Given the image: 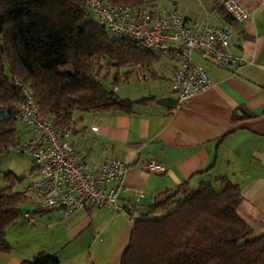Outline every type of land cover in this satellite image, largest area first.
Segmentation results:
<instances>
[{
  "label": "crops",
  "instance_id": "obj_1",
  "mask_svg": "<svg viewBox=\"0 0 264 264\" xmlns=\"http://www.w3.org/2000/svg\"><path fill=\"white\" fill-rule=\"evenodd\" d=\"M167 1L189 21L198 22L201 7L206 14L215 12L209 22L230 27V51L242 57V64L217 66L208 55L193 52L192 59L206 70L210 87L165 108L154 100L171 96L170 80L178 62L172 53L157 55L158 60L146 70L131 67L146 87L122 94L114 89L122 99L153 100L136 104L130 112L74 111L69 140L87 169H95L106 158L132 165L118 192V202L124 207L148 209L170 198L182 185L210 184L221 189L225 182L217 179L225 178L239 188L236 213L250 228L249 239L264 236V6L241 0L251 16L236 22L225 20L211 0ZM31 136L32 131L28 140ZM148 161L164 165L165 171L147 172L143 166ZM36 175L35 169L33 179ZM135 191L143 192L137 201ZM32 198L27 192L21 207L26 204L28 209L21 212H28L33 220L20 215L7 229L10 250L0 252V264H20L39 252L55 255L58 264L120 263L129 242L132 209L113 214L109 209L87 207L65 216L62 209L38 210Z\"/></svg>",
  "mask_w": 264,
  "mask_h": 264
},
{
  "label": "trees",
  "instance_id": "obj_2",
  "mask_svg": "<svg viewBox=\"0 0 264 264\" xmlns=\"http://www.w3.org/2000/svg\"><path fill=\"white\" fill-rule=\"evenodd\" d=\"M111 1L147 7L146 0ZM88 2L0 0V112H5L0 116V154L18 145L15 107L20 93L14 78L28 86L41 113L69 130L74 111L130 112L136 104L154 99L118 97L114 89L119 68L146 70L158 56L133 39L108 35ZM218 12L231 19L219 8ZM113 67L117 72L108 86ZM4 176L10 183L0 189L2 253L10 250L6 231L22 214L20 207L27 199V186L14 189L20 179ZM217 180L225 186L182 185L170 198L150 205L146 215L133 220L119 264H264V236L250 240V228L236 213L239 188L225 178ZM178 193L183 198L174 200ZM20 264H58V259L39 252Z\"/></svg>",
  "mask_w": 264,
  "mask_h": 264
},
{
  "label": "built area",
  "instance_id": "obj_3",
  "mask_svg": "<svg viewBox=\"0 0 264 264\" xmlns=\"http://www.w3.org/2000/svg\"><path fill=\"white\" fill-rule=\"evenodd\" d=\"M255 1L264 6V0ZM211 2L233 21L241 22L251 16L241 0ZM88 9L114 37L133 39L140 48L156 55L172 53L176 57L178 67L170 80L171 97L176 104L204 92L211 84L204 67L192 59L193 52L208 55L217 66L238 67L242 64V57L230 51L231 29L228 25L189 21L175 8L162 5L133 7L115 4L111 0H89ZM13 84L20 93L15 118L32 131L24 148L37 173L27 185V192L32 195L37 209H62L65 216L87 207L109 209L113 214L129 212L132 206L119 204L118 192L132 165L117 158H106L95 169L85 168L69 140L71 131L55 126L40 112L26 84L16 78ZM91 130L96 127L92 126ZM143 167L149 173L165 171L164 165L154 161L146 162ZM142 196V191L134 192L136 201ZM21 216L33 220L28 212Z\"/></svg>",
  "mask_w": 264,
  "mask_h": 264
},
{
  "label": "rangeland",
  "instance_id": "obj_4",
  "mask_svg": "<svg viewBox=\"0 0 264 264\" xmlns=\"http://www.w3.org/2000/svg\"><path fill=\"white\" fill-rule=\"evenodd\" d=\"M199 0H197L198 2ZM209 2V0H206ZM196 2V3H197ZM167 0H146L144 3V6L147 7H153L156 5H162V6H168ZM196 3L194 6H196ZM205 7H201L198 10V13L196 14V18L199 21L203 22L206 19L213 20L215 16V12H210L207 14L205 13ZM211 23V22H209ZM108 35H110L108 32H106ZM106 63L103 62V65ZM127 75L126 73L129 72ZM115 72H117L116 68H111V75L107 80V85L110 86V83L113 81V76L115 75ZM118 77L120 79L119 82L116 84V89L120 94L124 92L125 90H135L138 88L146 87L147 84L144 82L140 83L138 82L136 75L134 71L131 70V67H122L118 70ZM127 76V81L124 80V76ZM148 83V82H147ZM5 112H0V116H4ZM16 132H17V141L18 145L16 148H12L9 151L0 154V189L4 188L9 185V180L4 176L5 174H9L12 179H20L19 182L15 183L14 189L15 190H23L28 183L33 179L35 168L33 165V162L31 161L29 154L27 153V150L24 148L25 144L27 143L29 133L31 132V129L25 127L24 125L18 123L16 126ZM20 209H28V206L25 204L23 207H20ZM24 213V212H23ZM22 217V216H21Z\"/></svg>",
  "mask_w": 264,
  "mask_h": 264
},
{
  "label": "water",
  "instance_id": "obj_5",
  "mask_svg": "<svg viewBox=\"0 0 264 264\" xmlns=\"http://www.w3.org/2000/svg\"><path fill=\"white\" fill-rule=\"evenodd\" d=\"M113 100H115V98H113ZM154 102L162 107H165V108H169L171 106H174L176 105V101L175 99H173L171 96H165V97H160V98H156L154 100ZM182 194L181 193H178L174 200H179V199H182ZM148 212V209L146 206H136L134 209H132L130 211V214L132 216V219L133 220H136L138 219L141 215H146Z\"/></svg>",
  "mask_w": 264,
  "mask_h": 264
}]
</instances>
